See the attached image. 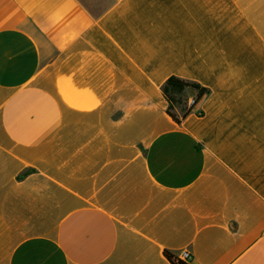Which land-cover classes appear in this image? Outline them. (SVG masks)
<instances>
[{"label":"crops","instance_id":"0c3cea01","mask_svg":"<svg viewBox=\"0 0 264 264\" xmlns=\"http://www.w3.org/2000/svg\"><path fill=\"white\" fill-rule=\"evenodd\" d=\"M183 249L264 264V0H0V264Z\"/></svg>","mask_w":264,"mask_h":264},{"label":"trees","instance_id":"16d2710c","mask_svg":"<svg viewBox=\"0 0 264 264\" xmlns=\"http://www.w3.org/2000/svg\"><path fill=\"white\" fill-rule=\"evenodd\" d=\"M162 92L168 103L167 114L181 124L192 113L194 105L208 95L209 90L196 82L172 76L162 86ZM191 95L194 96L195 103L189 106ZM166 256L170 260L172 253L166 252Z\"/></svg>","mask_w":264,"mask_h":264},{"label":"built area","instance_id":"2783aa9c","mask_svg":"<svg viewBox=\"0 0 264 264\" xmlns=\"http://www.w3.org/2000/svg\"><path fill=\"white\" fill-rule=\"evenodd\" d=\"M195 100H189V106L194 105ZM198 116H202V113H198ZM171 264H194L193 254L187 250L183 249L178 251L175 254H172V258L170 259Z\"/></svg>","mask_w":264,"mask_h":264}]
</instances>
